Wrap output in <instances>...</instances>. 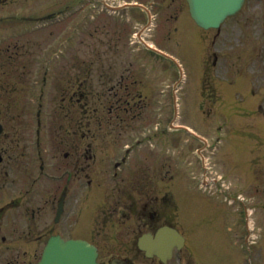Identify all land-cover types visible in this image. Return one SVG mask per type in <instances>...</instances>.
<instances>
[{"label": "rangeland", "instance_id": "obj_1", "mask_svg": "<svg viewBox=\"0 0 264 264\" xmlns=\"http://www.w3.org/2000/svg\"><path fill=\"white\" fill-rule=\"evenodd\" d=\"M68 1L71 0H19L0 4V14L16 10L21 14L41 15ZM173 1L156 0V20L144 36L177 55L185 73L180 83L179 72L171 62L151 53L137 41L135 33L143 20L139 12L134 11V15L130 13L134 30L131 36L130 29L124 32L125 22L120 19L115 21L116 32L109 30L108 36L102 33L90 37L86 34L84 36L83 31L71 35L74 27L75 30L81 28L75 20L62 23L53 33H49L51 27L37 28V33L31 31L28 36L13 33L8 24L0 23V46L5 47L7 42L17 40L21 50L20 59L13 55L9 57L13 43L10 44L11 48L0 50V61L3 63L0 79L4 82L0 87V118L4 123V133L0 135V147L3 148L0 197L9 200V196L17 192V178L21 182L22 193L30 185V195L38 202L47 195L49 182L47 186L45 179L49 180L45 178V173L37 176L34 186L32 182L37 168L35 166L34 169L30 163L35 143L34 112L42 94V146L49 147L52 142L59 144L61 134L66 141L64 122H61L62 116L58 114L60 108H55L60 100L61 85H64L67 78V73H61L60 64L71 61L74 53L93 65L100 61L109 62L110 56L113 62L123 65L132 59L133 66L137 68L134 70L135 76L139 80L145 79L143 75L146 71V79L149 80L145 100L141 104L145 108L144 114L140 119H134L132 124L148 125L150 131L152 126H160L166 134H161L159 128L155 131L156 140L161 142L163 135V139L170 140L173 147L180 143L177 146L180 154H176V149L175 154L169 150L171 155L166 153L164 162V173L167 169V172L175 174L177 180L171 181L166 176L162 187L163 191L166 187L169 190L168 185L180 190L181 206L178 215L182 218L181 228L192 239L189 245L191 251L186 246L177 264H264V0H245L242 8L226 18L217 29H203L195 25L189 16L186 1ZM167 2L170 7H166ZM77 4L78 0L75 2ZM79 7L85 14L93 15L89 13L90 9H86L88 6ZM174 8H180V11ZM169 12L176 13V17ZM21 22H18V29L23 31L25 25H20ZM41 24L40 21L37 23L38 26ZM84 28L88 29L86 26ZM42 34L50 35L42 37ZM128 41H132V44H128ZM26 45H31L32 52L22 50ZM109 45H113L116 52L113 47L108 50ZM29 58L30 63L26 64ZM24 63L27 68L23 66ZM93 67L96 69L91 70L86 88L90 97L86 109L90 111V117L95 116L91 111L94 106L102 109L103 105L109 104L106 91L112 85V82H99L97 76L103 70ZM45 70L48 75L43 81ZM110 71L113 73L114 70ZM105 77L102 75V78ZM174 84H177L179 111L175 120L171 98ZM171 123L188 125L207 141L203 143L184 130L172 131L169 129ZM82 125L85 130L83 141L91 142L93 151L99 155L105 154L106 142H123L131 135L116 130L109 134L107 128L97 129L92 122ZM122 134L125 138H119ZM19 167L27 173V181L21 180ZM46 168L47 163L45 172ZM93 169L90 171L92 174ZM126 170V167L121 170L120 183L107 180L103 185L112 196L129 201L125 197L126 193H136L138 188L135 187L136 179L131 184L127 183L124 178ZM155 170L157 173V167ZM158 170L162 177L160 167ZM161 177L150 176V180H160ZM203 180L209 185H203ZM227 192L236 197H244L242 200L251 210L249 220L255 229L248 232L243 229L241 208L238 202L228 204L224 194ZM97 196L98 193H95L93 198ZM88 198L85 196V201ZM73 214L75 211L71 210L70 215ZM177 222L180 223L179 217ZM245 235L249 237V242L254 240L248 253L241 242ZM223 238L221 248L219 243ZM116 241L120 245L123 240ZM114 243H102V260H106L113 245L118 246ZM135 261L137 264H146L141 255L135 257Z\"/></svg>", "mask_w": 264, "mask_h": 264}, {"label": "water", "instance_id": "obj_2", "mask_svg": "<svg viewBox=\"0 0 264 264\" xmlns=\"http://www.w3.org/2000/svg\"><path fill=\"white\" fill-rule=\"evenodd\" d=\"M191 15L202 26H218L226 15L236 12L243 0H187ZM60 246V248H59ZM55 247V245L53 246ZM51 247V248H53ZM61 249L56 254L51 255L53 259L59 260L62 264H69L76 260L80 264H96L94 261L95 249L89 244L77 241H66L64 244L55 247ZM76 256L73 258V255ZM78 264V263H77Z\"/></svg>", "mask_w": 264, "mask_h": 264}, {"label": "flooded vegetation", "instance_id": "obj_3", "mask_svg": "<svg viewBox=\"0 0 264 264\" xmlns=\"http://www.w3.org/2000/svg\"><path fill=\"white\" fill-rule=\"evenodd\" d=\"M114 96L116 101H123L124 98L121 94L118 93V90H114ZM71 148H72V152L68 151H64L63 152V159L66 160L67 165L68 166H72V170H73V174H74V178H79L82 179L83 177H85L86 172H85V164H87L85 162V158H86V147L84 146L83 143H79V142H72L71 143ZM80 186V184H78V187ZM149 224V222H144V225ZM22 226V231L19 232V240L21 241V243L23 244H27V243H37V223L32 222V223H21ZM63 228H65V226H63ZM51 231H53V227L50 228ZM25 230H28V232H26ZM53 233V232H50ZM60 234L63 235L62 232H58ZM23 252L25 253L26 251L23 250ZM8 264H19V261L17 259L12 260H7ZM27 262L24 261L23 264H26Z\"/></svg>", "mask_w": 264, "mask_h": 264}]
</instances>
